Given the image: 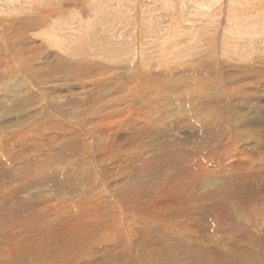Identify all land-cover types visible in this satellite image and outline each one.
Instances as JSON below:
<instances>
[{"label":"rangeland","instance_id":"374dc122","mask_svg":"<svg viewBox=\"0 0 264 264\" xmlns=\"http://www.w3.org/2000/svg\"><path fill=\"white\" fill-rule=\"evenodd\" d=\"M0 264H264V0H0Z\"/></svg>","mask_w":264,"mask_h":264}]
</instances>
